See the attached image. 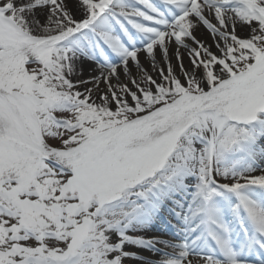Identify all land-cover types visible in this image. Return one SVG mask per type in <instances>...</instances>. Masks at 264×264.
<instances>
[{"label": "snow or ice", "instance_id": "6c2138e0", "mask_svg": "<svg viewBox=\"0 0 264 264\" xmlns=\"http://www.w3.org/2000/svg\"><path fill=\"white\" fill-rule=\"evenodd\" d=\"M126 259L264 264V0H0V264Z\"/></svg>", "mask_w": 264, "mask_h": 264}, {"label": "rangeland", "instance_id": "374dc122", "mask_svg": "<svg viewBox=\"0 0 264 264\" xmlns=\"http://www.w3.org/2000/svg\"><path fill=\"white\" fill-rule=\"evenodd\" d=\"M238 31L240 32V34H245L244 33V31L242 30V29H238ZM203 34H205L203 31H202V29H201V33H198L197 35H198V37L199 36H201V35H203ZM207 43H210L211 42V40H210V38L206 41ZM62 115H64V116H69L70 114H67V113H65V114H62ZM151 254V256L152 257H154V259L153 260H156V259H159L160 258V254H155V255H153L152 253H150ZM124 264H134V262H133V260H128V259H126L125 260V262H124Z\"/></svg>", "mask_w": 264, "mask_h": 264}, {"label": "bare ground", "instance_id": "6f19581e", "mask_svg": "<svg viewBox=\"0 0 264 264\" xmlns=\"http://www.w3.org/2000/svg\"><path fill=\"white\" fill-rule=\"evenodd\" d=\"M202 31H203L204 33H206V30L203 29V27H202ZM141 59H142V60H145V61L147 60V58L144 57V56H142ZM185 63H187V61H185ZM87 75H88V73L85 72V74H84V76H83L82 78H85V79H86V78H87ZM143 254L146 255V256L151 257L152 259H154V257H152L151 254H150L149 252H147V251H145ZM156 260H158V259H156ZM133 262H134V264H139V262H137V261H133Z\"/></svg>", "mask_w": 264, "mask_h": 264}]
</instances>
